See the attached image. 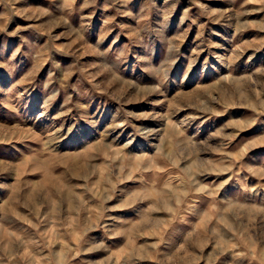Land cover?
<instances>
[{"label":"rangeland","instance_id":"obj_1","mask_svg":"<svg viewBox=\"0 0 264 264\" xmlns=\"http://www.w3.org/2000/svg\"><path fill=\"white\" fill-rule=\"evenodd\" d=\"M0 264H264V0H0Z\"/></svg>","mask_w":264,"mask_h":264}]
</instances>
